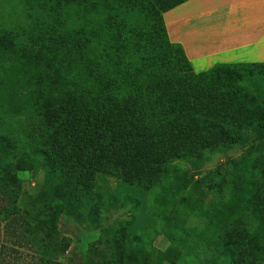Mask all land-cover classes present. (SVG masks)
Instances as JSON below:
<instances>
[{
	"label": "trees",
	"instance_id": "obj_1",
	"mask_svg": "<svg viewBox=\"0 0 264 264\" xmlns=\"http://www.w3.org/2000/svg\"><path fill=\"white\" fill-rule=\"evenodd\" d=\"M185 1L24 0L51 24L41 18L32 31H0V70L14 64L22 71L0 104V145L6 151L21 144L34 148L29 169L47 175L42 193L24 210L28 224L37 226L44 217L37 232H54L57 216L90 205L96 177L116 176L125 185L149 190L169 163L197 164L228 143L243 147L256 141L227 127L234 120L231 111L236 119L248 118L238 104L228 99L216 105L209 97V78L227 64L178 75L162 13ZM56 15L59 23L53 21ZM151 47L156 54L147 52ZM180 181L175 182L179 189L189 184ZM0 195L12 197L7 215L20 212L18 183L4 180ZM46 234L48 242L35 237L34 245L48 259L56 238ZM223 235V255L233 264H263V244L250 239L242 222L232 220ZM154 253L160 264L178 258L171 247ZM90 256L91 250L86 263Z\"/></svg>",
	"mask_w": 264,
	"mask_h": 264
},
{
	"label": "rangeland",
	"instance_id": "obj_2",
	"mask_svg": "<svg viewBox=\"0 0 264 264\" xmlns=\"http://www.w3.org/2000/svg\"><path fill=\"white\" fill-rule=\"evenodd\" d=\"M42 13L30 11L24 0H0V31H32L41 18L51 24ZM99 14L95 9L93 17ZM53 21L59 23V17ZM148 51L157 53L154 47ZM171 54L179 76L197 74L181 65L184 57L173 45ZM21 77L22 71L14 64L1 66L0 104L7 101V90ZM209 79L208 90L212 92L206 94L214 104L231 99L248 116L236 119L231 111L234 120H228L227 126L231 133L248 134L256 141L243 147L228 143L226 149L209 154L197 164L169 163L162 168L157 185L149 190L125 185L116 176L96 177L91 204L61 213L54 221L55 231L48 230L56 238L51 241L56 245L52 258L47 259L34 245L35 237L49 241L48 231L36 229L44 217L36 226L26 223L24 213L42 193L47 175L44 170L34 173L29 169L34 163V148L21 144L14 151H6L0 145V183L16 182L20 188L18 214H6L12 197L0 195V264H47L50 259L54 264H160L154 259V250L170 247L178 253L174 264H233L221 247L223 233L232 220L250 228V239L263 244L264 256V65L227 64ZM11 113L9 110L7 115ZM246 120L249 126H245ZM8 169L11 174H5ZM180 180L189 184L179 189ZM247 243L243 246L249 248ZM144 256L149 258L147 263Z\"/></svg>",
	"mask_w": 264,
	"mask_h": 264
},
{
	"label": "crops",
	"instance_id": "obj_3",
	"mask_svg": "<svg viewBox=\"0 0 264 264\" xmlns=\"http://www.w3.org/2000/svg\"><path fill=\"white\" fill-rule=\"evenodd\" d=\"M163 19L192 73L216 64H264V0H187Z\"/></svg>",
	"mask_w": 264,
	"mask_h": 264
}]
</instances>
